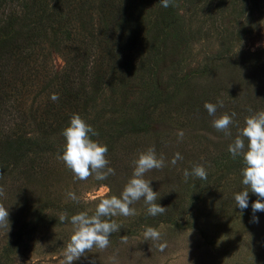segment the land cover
Instances as JSON below:
<instances>
[{"label": "rangeland", "instance_id": "374dc122", "mask_svg": "<svg viewBox=\"0 0 264 264\" xmlns=\"http://www.w3.org/2000/svg\"><path fill=\"white\" fill-rule=\"evenodd\" d=\"M12 6L0 15V205L9 212L0 264H66L71 216L119 198L132 161L150 147L165 166L143 178L166 211L149 215L141 198L130 205L134 215L111 217L120 230L106 249L72 264H264V211L253 222L252 192L242 214L235 206L244 164L228 151L245 117L264 111V0ZM220 101L216 117L235 113L231 136L212 126L204 108ZM72 114L107 146L114 174L106 179L78 180L58 159ZM176 153L183 159L172 165ZM194 165L207 179L185 180ZM148 227L159 240L145 238Z\"/></svg>", "mask_w": 264, "mask_h": 264}, {"label": "clouds", "instance_id": "9594fccd", "mask_svg": "<svg viewBox=\"0 0 264 264\" xmlns=\"http://www.w3.org/2000/svg\"><path fill=\"white\" fill-rule=\"evenodd\" d=\"M171 2L172 0H160L161 5L165 8L169 7ZM51 99L57 101L59 96L52 94ZM218 106L223 107V102L220 101L218 104L206 102L204 104L208 114L215 117L212 120V126L226 136H231L230 125L233 124L232 117L235 116V113L216 117ZM90 134L91 136L98 135L78 114H72L68 125L61 132L64 144L58 159L78 180H87L93 174L97 180H104L109 174H114V170L108 167L109 161L106 159L108 149L106 145L91 139ZM178 135L182 138L183 132ZM228 151L234 158L242 157L244 164L241 169L244 188L234 194L235 206L241 210L242 214L243 210L249 207V192L255 194L258 199L251 204L252 220L258 222L255 213L264 211V111L245 117L243 126L239 129L233 142L229 144ZM181 159L183 157L176 153L171 164L175 165L177 160ZM132 163L134 165L132 177L124 186L119 198L111 196L100 200L92 215L82 211L71 216L70 223L73 225V232L64 252L66 264H72L86 252H91L94 247L101 250L106 249L109 246L111 234L120 230V225L111 217L134 215L135 210L130 205L141 198L148 205L149 215L156 216L166 211L165 207L156 203L157 192L152 190L150 180L143 178L146 172L165 166L164 156L157 157L154 147H150L140 152ZM183 175L185 180L189 176L207 179L206 169L202 165H194L190 172L185 169ZM0 195H3L2 188H0ZM67 195L73 201L78 199L73 192H68ZM8 216V210L0 205V226H6L7 229L9 228ZM59 219L61 222L66 221L67 214H62ZM145 238L156 241L160 239V233L156 229L148 227L145 231ZM164 247H166L165 244L160 245L161 250Z\"/></svg>", "mask_w": 264, "mask_h": 264}, {"label": "trees", "instance_id": "16d2710c", "mask_svg": "<svg viewBox=\"0 0 264 264\" xmlns=\"http://www.w3.org/2000/svg\"><path fill=\"white\" fill-rule=\"evenodd\" d=\"M16 0H0V4H1V6H2V2H4V5H3V7L0 9V15L1 14H3V8L4 7H6V9L10 12V10H11V7H13L12 5H13V3L15 2ZM10 5V6H8V5ZM8 6V7H7ZM5 11V10H4ZM1 18V17H0Z\"/></svg>", "mask_w": 264, "mask_h": 264}]
</instances>
